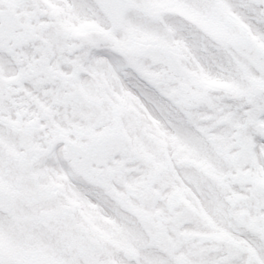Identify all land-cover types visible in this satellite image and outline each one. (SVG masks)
I'll use <instances>...</instances> for the list:
<instances>
[{
    "label": "snow or ice",
    "instance_id": "obj_1",
    "mask_svg": "<svg viewBox=\"0 0 264 264\" xmlns=\"http://www.w3.org/2000/svg\"><path fill=\"white\" fill-rule=\"evenodd\" d=\"M0 264H264V0H0Z\"/></svg>",
    "mask_w": 264,
    "mask_h": 264
}]
</instances>
